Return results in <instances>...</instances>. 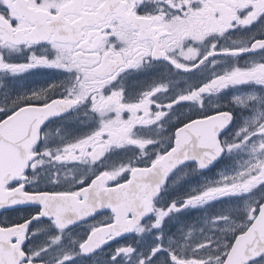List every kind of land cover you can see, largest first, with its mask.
Instances as JSON below:
<instances>
[{
  "label": "snow or ice",
  "instance_id": "1",
  "mask_svg": "<svg viewBox=\"0 0 264 264\" xmlns=\"http://www.w3.org/2000/svg\"><path fill=\"white\" fill-rule=\"evenodd\" d=\"M0 264H264V0H0Z\"/></svg>",
  "mask_w": 264,
  "mask_h": 264
},
{
  "label": "flooded vegetation",
  "instance_id": "2",
  "mask_svg": "<svg viewBox=\"0 0 264 264\" xmlns=\"http://www.w3.org/2000/svg\"><path fill=\"white\" fill-rule=\"evenodd\" d=\"M202 214V209H192L190 212H189V217L190 218H195L197 217L198 215H201Z\"/></svg>",
  "mask_w": 264,
  "mask_h": 264
}]
</instances>
